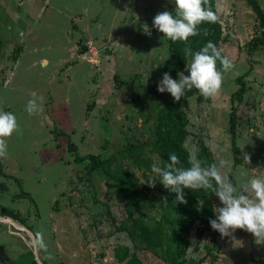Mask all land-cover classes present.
Listing matches in <instances>:
<instances>
[{
  "label": "rangeland",
  "instance_id": "374dc122",
  "mask_svg": "<svg viewBox=\"0 0 264 264\" xmlns=\"http://www.w3.org/2000/svg\"><path fill=\"white\" fill-rule=\"evenodd\" d=\"M258 2L264 10V0ZM216 3L227 53L236 61L222 73L215 97L196 89L202 100L189 98L183 145L198 161L202 138L218 165L230 162L221 171L231 170L239 188L264 175V45L248 53L261 25L245 0ZM165 10L175 14L174 0H0V107L13 112L19 125L5 138L7 155L0 157V213L5 207L14 216L0 214V264H123L116 248L132 249V242L117 229L125 218L117 188L100 172L89 173L74 154L107 157L126 143L153 139L157 109L172 98L157 90L170 54L168 38L153 19ZM145 23L151 35L144 33ZM247 70L233 166L230 95L238 88L236 77ZM33 93L44 97L43 111L29 115ZM136 174L140 187L154 191L151 174ZM215 205L222 206L219 199ZM214 232L196 221L179 264H264V244L253 234L237 229L234 241ZM143 258L157 264L150 255Z\"/></svg>",
  "mask_w": 264,
  "mask_h": 264
},
{
  "label": "trees",
  "instance_id": "16d2710c",
  "mask_svg": "<svg viewBox=\"0 0 264 264\" xmlns=\"http://www.w3.org/2000/svg\"><path fill=\"white\" fill-rule=\"evenodd\" d=\"M245 1L261 25L260 33L251 38L247 47L248 53L251 54L262 48L260 45H264V10L258 0ZM205 7H210L218 16L215 0H207ZM198 30L199 35L191 36L187 41L173 42L168 39L170 56L163 65V74L168 72L174 79H178V73L187 64L188 52L192 54L199 51L209 41L214 43L233 65L236 60L227 53L229 50L227 39L223 34L219 19L215 23L200 24ZM217 68L222 73L225 72L219 61H217ZM249 72L247 70L236 77L238 88L230 95L228 133L231 136L233 166L238 163L235 143L238 119L236 112L238 102L242 100L247 89L244 78ZM193 95H196L197 101L202 100L201 95L193 88L186 91L185 96L179 102L172 97L158 107L151 140L136 144L126 143L121 149L107 157L94 153L74 154V160L77 163H85L89 173L100 172L117 188L125 213V218L117 225V229L125 231L132 242V249L127 245L116 248L115 256L123 264H146L144 254L150 255L157 264H179L190 245L191 226L196 221H200L203 226L211 227L209 220L215 219L213 206L215 199L219 198L210 190L185 189L187 204L175 203L176 194L165 189L158 177L156 186L154 188L150 186L154 191L148 193L140 187L139 177L136 174V171L140 170L143 177L146 178L147 174L153 177L155 174L151 171V165L155 163L162 168L166 167L170 154L179 157L178 167L190 166L189 159L191 158L183 143L189 134L187 110L190 106L189 98ZM197 160L202 165L216 163L202 138H199ZM228 175H231V170ZM151 178H147V181L150 182ZM5 211L6 208L2 207L0 214L3 217L14 218L12 214H5ZM110 222L113 225L116 224L113 217H110ZM33 264L37 262L34 260Z\"/></svg>",
  "mask_w": 264,
  "mask_h": 264
},
{
  "label": "clouds",
  "instance_id": "9594fccd",
  "mask_svg": "<svg viewBox=\"0 0 264 264\" xmlns=\"http://www.w3.org/2000/svg\"><path fill=\"white\" fill-rule=\"evenodd\" d=\"M174 3L175 14L165 10L157 13L153 19V26L173 42L187 41L189 37L199 35L200 24L215 23L218 20L217 14L210 7H205L207 0H174ZM143 31L151 35V29L146 23L143 25ZM191 57L185 69L188 75L181 71L178 73V79H174L168 72L163 74L157 85L160 93H170L176 102L185 96L186 91L193 88L205 98H213L219 93L223 76L222 71L217 68V61L222 65L223 71H227L233 66L229 58L223 56L221 50L211 41L199 51L192 53ZM32 96L26 106L29 115L43 111L44 97H37L35 93ZM17 131L19 125L14 113L0 107V157L7 155L5 138L11 137ZM243 161L250 164V154L244 152ZM178 164L179 157L175 154L169 155L166 167L162 168L153 163L151 171L155 175L150 179L149 186L154 188L158 177L165 189L176 194L174 202L183 204L188 202L185 199V189L210 190L219 198L222 205L213 206L215 219L209 220L211 228L218 231L222 238L230 237L234 241V232L237 229L246 230L254 235L257 244H264V175L252 176L237 188L231 177L221 171L229 167V161L221 160L219 165L217 163L202 165L189 159V167H178ZM166 199L165 197L164 200ZM39 235L37 234L38 237ZM37 243L47 251L42 239H38Z\"/></svg>",
  "mask_w": 264,
  "mask_h": 264
},
{
  "label": "crops",
  "instance_id": "0c3cea01",
  "mask_svg": "<svg viewBox=\"0 0 264 264\" xmlns=\"http://www.w3.org/2000/svg\"><path fill=\"white\" fill-rule=\"evenodd\" d=\"M215 5H216V9H217V3H216V0H215Z\"/></svg>",
  "mask_w": 264,
  "mask_h": 264
},
{
  "label": "built area",
  "instance_id": "2783aa9c",
  "mask_svg": "<svg viewBox=\"0 0 264 264\" xmlns=\"http://www.w3.org/2000/svg\"><path fill=\"white\" fill-rule=\"evenodd\" d=\"M222 30H223V28H222Z\"/></svg>",
  "mask_w": 264,
  "mask_h": 264
}]
</instances>
